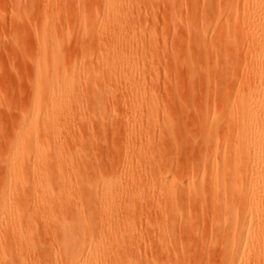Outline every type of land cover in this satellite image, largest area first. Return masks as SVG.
Returning <instances> with one entry per match:
<instances>
[{
	"label": "rangeland",
	"instance_id": "rangeland-1",
	"mask_svg": "<svg viewBox=\"0 0 264 264\" xmlns=\"http://www.w3.org/2000/svg\"><path fill=\"white\" fill-rule=\"evenodd\" d=\"M257 12L255 0H0V263L61 264L75 229L79 244L107 239L116 262L128 249L136 256L120 255L123 263L231 264L224 228L250 202L237 196L250 178L228 175L238 145L251 146L243 130L249 100L264 104ZM113 55L120 74L101 67ZM117 186V204L100 198ZM22 232L27 247L11 241Z\"/></svg>",
	"mask_w": 264,
	"mask_h": 264
},
{
	"label": "bare ground",
	"instance_id": "bare-ground-1",
	"mask_svg": "<svg viewBox=\"0 0 264 264\" xmlns=\"http://www.w3.org/2000/svg\"><path fill=\"white\" fill-rule=\"evenodd\" d=\"M255 2L257 3V5H258V12H257V15H258V21L259 22H263V28L261 29L262 30V39L264 40V0H255ZM187 6V5H186ZM119 9H120V7H118ZM115 8H113V10H110L111 11V14H116L114 11L116 10H114ZM110 11H109V13H110ZM114 12V13H113ZM121 11H119V16H120V13ZM108 13V14H109ZM110 14V15H111ZM115 16V15H114ZM36 23V22H35ZM39 23H42V26H43V22L41 21H39L38 22V24ZM34 26L36 25V27H34V28H36L37 29V24H33ZM40 26V27H39ZM38 26V28H40V30H42L41 29V25H39ZM33 27V26H32ZM117 28L115 29L116 31L118 30V31H120V29H119V26H116ZM33 28V29H34ZM45 29L47 30L48 28L47 27H45ZM35 30V29H34ZM33 30V31H34ZM43 30H44V26H43ZM32 31V32H33ZM31 32V34H33ZM39 32H41V31H39ZM34 33H36V32H34ZM114 34H116V35H113V36H115L116 38L114 39V43L112 42L113 40L111 39L112 38V36H111V40L112 41H110V42H112L113 43V46H114V48L112 49V50H115L116 51V53H114V51H113V53H114V55L115 54H117L118 52V43L120 42L121 43V41H119V39L120 40H122V35H120L121 36V38H119L118 39V37H120V36H118L117 35V32L116 33H114ZM118 34H119V32H118ZM120 34H121V31H120ZM39 35V34H38ZM41 35H43V33L42 34H40V36ZM53 35H55V36H57L56 34H53ZM34 36H36V34H34ZM39 36V37H40ZM41 38V37H40ZM114 38V37H113ZM31 39H33V37L31 38ZM55 39V38H54ZM57 39V38H56ZM35 42H36V40H35ZM49 42V41H48ZM48 42L45 44V42L43 43L44 45H43V47H42V45H41V48L40 49H46L49 45H50V42H49V45H48ZM37 43H38V41H37ZM111 45V44H110ZM115 46H117V48L115 47ZM116 48V49H115ZM42 49V51H44ZM114 55L113 56H109L110 58H109V61H108V63H107V61H105V63H106V65H105V63H104V65L102 64V62H104L103 60H105V59H103V60H101L102 62H101V64H102V68H103V66L104 67H106V66H110V67H112V65H113V68L115 67V69H116V65L114 66V64L115 63H118V65H119V61H121V60H118V59H115L114 58ZM107 60V59H106ZM55 61H53V63L51 64V62H49L48 64H49V66H48V68L49 69H51V68H55L56 67V62L54 63ZM99 62V61H98ZM97 62V63H98ZM100 63V62H99ZM99 63H98V65H99ZM43 64H44V62H43ZM108 64V65H107ZM122 64V63H121ZM120 64V65H121ZM41 66H43L42 64H40ZM51 65V66H50ZM46 67L45 68H47V65H45ZM55 66V67H54ZM121 66H118V70L117 71H119L118 73L120 74V70H122L123 69V67H121ZM38 68H40V67H38ZM108 68V67H107ZM112 68V69H113ZM36 69V68H35ZM56 70V69H55ZM116 70H114L115 72H116ZM44 72V71H43ZM41 73V72H40ZM117 72H116V74H118ZM44 74V73H43ZM38 75H40L39 74V70H38ZM42 75V74H41ZM40 75V76H41ZM47 75V74H46ZM50 75V74H49ZM52 75V74H51ZM54 75V74H53ZM56 75V74H55ZM36 76H37V74H36ZM52 77V76H51ZM110 78V77H109ZM111 79H114V78H111ZM110 81V80H109ZM108 81H106V83H107ZM117 82V81H116ZM115 82V83H116ZM119 82V81H118ZM112 83L111 85L108 83V85H109V87H111L112 88V90H111V92H113V90L114 89H116L115 88V85L116 86H118L117 84L118 83ZM52 84V83H51ZM115 84V85H114ZM103 85H105V87L107 86V88H104V86H102V88H104L105 90V92H106V89L108 90V85H106V84H103ZM113 85V86H112ZM52 86V85H51ZM119 86H120V84H119ZM114 88V89H113ZM117 88H119V87H117ZM88 90V89H87ZM99 90V89H98ZM109 90V91H110ZM94 92H96L97 93V91H95V90H93ZM48 92V91H47ZM80 92V91H79ZM79 92H77L78 94H79ZM85 92H87V91H85ZM101 93H102V89H101V91H100ZM111 92H109V94L111 93ZM39 93V92H38ZM37 93V94H38ZM76 93V92H75ZM89 93L92 95V97H96V95H95V93H93L94 94V96H93V94H92V90H91V92L89 91ZM99 93V92H98ZM106 93H108V92H106ZM43 95H41V93H40V96L41 97H43V96H45L44 94V92L42 93ZM47 94V93H46ZM49 94V93H48ZM81 94V93H80ZM87 94H88V92H87ZM69 95V93H65L64 95H61V96H55V95H50L51 97H71V95L70 96H68ZM84 95V94H83ZM83 95H82V97H83ZM99 95H100V93H99ZM74 96V95H73ZM81 96V95H80ZM87 96V95H86ZM88 96H89V94H88ZM105 96H108V94L106 95L105 94ZM37 97V96H36ZM38 97H39V95H38ZM47 97H48V95H47ZM75 97H76V95H75ZM77 97H79V95H77ZM84 97H85V95H84ZM99 97H102V96H99ZM118 97V96H117ZM259 98L260 97H254V99H256L255 101H253V99H251L250 97H248V99H251V100H249V102H248V104H247V108H246V110H245V113H244V125H243V123H242V125L244 126V131H246L245 133H246V139H245V141H247V142H250L251 143V146H250V148L247 150V151H249V157H246L245 155H246V152L247 151H245L244 149L245 148H243V144L241 143V144H239L238 145V147H237V151H236V154H237V156H238V164L236 165V166H233L232 168H231V170L229 171V177H232V175H234V176H238V174H240V173H242L241 175H243V177L244 176H246V177H248V179L249 180H246L247 182H245V185H244V188L242 189V190H240V191H238V193H237V191H235L236 193H237V196L238 195H244V197H246V199L248 198L249 200H250V202H248V204L246 203V207H245V209H242L243 211L240 213V212H238V211H236L237 210V208H236V210H234V211H232L233 212V214L232 215H229L228 216V218L230 219V221H228L227 223H226V225H225V228H224V230H226V233L225 234H230V236H231V238L229 237V239H228V251L226 250V252L228 253V258H230V260H231V264H242L243 262H244V260L246 259V256H250V255H252V256H250L251 258H253L252 259V261H251V259L249 260V262L247 263V264H264V259H263V254H264V132H262L261 130V128H263L264 129V104H260V103H257V101L259 100ZM264 131V130H263ZM244 141V142H245ZM98 162V161H97ZM209 169V168H208ZM214 169V168H213ZM212 170V169H211ZM215 170V169H214ZM226 174V173H225ZM209 175V174H208ZM231 175V176H230ZM213 176H214V174H213ZM221 176H223V175H221ZM120 177V176H119ZM216 177V176H215ZM122 178V177H121ZM219 179V178H218ZM120 180V179H119ZM123 180V179H122ZM245 180V179H244ZM79 182V181H78ZM51 183V182H50ZM120 183H122V182H120ZM107 183L106 182H103V186H105ZM123 184V183H122ZM121 184V185H122ZM49 186V185H48ZM102 187V186H101ZM104 188V187H103ZM118 188H119V186H117V189H111V188H108V189H103L102 191H103V195H102V197H100V195H99V197L100 198H107V199H111L112 200V202H114L115 203V201H113V199H116V198H114L112 195L114 194V196H115V194L118 192L117 190H118ZM27 189V188H26ZM120 189V188H119ZM46 190V189H45ZM17 191V190H16ZM149 191V190H148ZM20 192V191H19ZM46 192V191H45ZM99 191H97V193H98ZM116 192V193H115ZM143 192V191H142ZM96 193V194H97ZM99 193H101L102 194V192H99ZM120 193V192H119ZM139 193V192H138ZM141 193V192H140ZM235 193V194H236ZM9 194H10V192H9ZM90 194V193H89ZM94 194V193H93ZM19 195V194H18ZM95 195V194H94ZM98 195V194H97ZM110 195H111V197H110ZM137 195V194H136ZM146 195V194H145ZM149 195V194H148ZM51 196V195H50ZM57 196V195H56ZM56 196H54V198L56 197ZM62 196V195H61ZM60 196V194H59V198H63V197H61ZM64 196V195H63ZM83 196V195H82ZM82 196H81V198H82ZM187 196V195H186ZM240 196H238V197H240ZM93 197H95V196H93ZM93 197H91V198H93ZM112 197H113V199H112ZM115 197H117V196H115ZM144 197V196H143ZM146 197V196H145ZM149 197V196H148ZM243 197V196H242ZM52 198V197H51ZM57 198V197H56ZM55 198V199H56ZM98 198V197H97ZM172 198V197H171ZM174 198V197H173ZM196 198V197H195ZM58 199V198H57ZM64 199V198H63ZM117 199H118V197H117ZM120 199V198H119ZM144 199V198H143ZM185 199V198H184ZM247 199V200H248ZM60 200V199H59ZM59 200H57V201H59ZM80 200H82V199H80ZM84 200H88V198L86 199V196H85V199ZM90 200H92V199H90ZM102 200V199H101ZM111 200H110V205L112 204L111 203ZM253 200L255 201V202H258V201H261V205H260V209L257 211V205L254 207L253 205L251 206V204H252V202H253ZM63 201V200H62ZM85 201V203H87ZM104 201H106V200H104ZM103 201V202H104ZM119 202H120V200H118ZM170 201V200H169ZM203 201V200H202ZM243 201H246V200H243ZM82 202V201H81ZM98 202V201H97ZM102 202V201H101ZM100 201H99V203H101ZM102 202V203H103ZM117 202V201H116ZM174 202V201H173ZM84 203V202H83ZM89 204L91 203V202H88ZM87 203V204H88ZM106 203V202H105ZM166 203V202H165ZM205 203V202H204ZM245 203V202H244ZM58 204V203H57ZM108 204V202L106 203V205ZM115 204H117V203H115ZM115 204H113V206L115 205ZM152 204V203H151ZM172 202H170V204H168L169 206H166L165 204V206H166V208H160L159 209V220L160 219H164V222L166 223L168 220H169V213L171 212V206H172ZM195 204V203H194ZM200 204V203H199ZM6 205V204H5ZM110 205H109V207H110ZM177 205V204H176ZM216 205V204H215ZM248 205V206H247ZM120 206L121 205H119V207L118 206H116L117 208H120ZM124 206V205H123ZM214 207V206H213ZM5 208H8L7 206L5 207ZM123 208H125V207H123ZM176 208V207H175ZM107 209H108V207H107ZM111 209V208H110ZM113 209V208H112ZM198 209H199V207H198ZM216 209H218V208H216ZM241 209V208H240ZM5 210V209H4ZM114 210V209H113ZM116 210V209H115ZM115 210H114V212H115ZM157 210V209H156ZM107 211V210H106ZM122 211V210H121ZM131 211V210H130ZM108 212H110L109 210H108ZM120 212V211H119ZM118 212V213H119ZM117 213V212H116ZM6 214V213H5ZM115 214V213H114ZM215 214V213H214ZM40 215H41V213H40ZM42 215H44V217H46V213L45 214H43L42 213ZM48 215H49V213H48ZM106 215H108L107 214V212H106ZM110 215V214H109ZM157 215V214H156ZM222 215V214H221ZM224 215V214H223ZM227 215V214H226ZM100 216V215H99ZM216 216H217V214H216ZM215 216V217H216ZM4 217V216H3ZM6 217V216H5ZM85 217V216H84ZM101 217V216H100ZM109 217V218H108ZM107 217V220L106 221H111L110 220V217H112V216H108ZM218 218H219V214H218V216H217ZM217 217H216V220H217ZM106 218V217H105ZM113 218H114V216H113ZM156 218V217H155ZM213 218V217H212ZM220 218H221V216H220ZM41 219V218H40ZM40 219H38V220H40ZM52 219V218H51ZM85 219V218H84ZM88 219V218H87ZM90 219V218H89ZM96 219V218H95ZM100 219H103L104 220V218H100ZM112 219V218H111ZM173 219V218H172ZM222 219V218H221ZM42 220V219H41ZM40 220V221H41ZM46 220V219H45ZM54 220V219H53ZM94 220V219H93ZM97 220H98V218H97ZM156 220V219H155ZM167 220V221H166ZM213 220H215V219H213ZM227 220V219H226ZM173 221V220H172ZM218 222H219V219L217 220ZM158 222V221H157ZM211 222V221H210ZM220 222H222L221 220H220ZM160 223H161V220H160ZM217 223V222H216ZM2 224V223H1ZM171 224V223H170ZM191 224V223H190ZM1 226V225H0ZM164 226V225H163ZM167 226H169V224H167ZM167 226H165L162 230H161V234H162V236H163V231H166V233H168V228L169 227H167ZM2 227V226H1ZM67 227V226H66ZM160 227V226H159ZM69 227H67L66 228V232L68 233H66V232H64V234H66L65 235V237L66 238H68L67 237V235L69 236H71V234H73L71 237L72 238H74L75 239V243L73 242V244H75V245H72V243H70L69 241V243L68 244H66L67 246H66V249L64 250V252L63 253H65V251L67 252L66 254H67V256H69V257H66L65 255L66 254H63L64 256H65V259L64 260H62V263L64 262V261H66V260H70V262H65V264L67 263V264H109L110 262H112V261H115V264L117 263V262H121L122 264H124L125 263V261H124V263H123V260H124V258H130V261H131V259H134V258H131L130 256H128L129 255V253L131 252L130 250V252H128V249H127V252L125 251L124 253L123 252H120L119 254L117 253L116 254V257L118 258V261L116 262V259H115V255L113 254V253H116L115 251H113V253L111 252V253H109V251H107L109 248H108V245H106V244H108V243H104V242H106L107 241V239H106V241L104 240V239H102V240H104V242H101V246H98L97 247V245H96V243H94L93 241H88V242H81V244H79L78 242H79V240L82 238V237H80V235H79V233H76V236H74V231H75V229H73V231L71 232V234H69V232L72 230V229H68ZM68 229V230H67ZM160 229V228H159ZM219 229V228H218ZM10 230V229H9ZM62 230V229H61ZM142 230V229H141ZM223 230V229H222ZM11 231V230H10ZM160 231V230H159ZM100 232V231H99ZM102 232H103V234H104V229L102 230ZM156 232H157V230H156ZM231 232H233V234L231 233ZM28 233V232H27ZM61 233V232H60ZM111 233H113V232H111ZM124 233V232H123ZM122 233V234H123ZM54 234H56V233H54ZM54 234H53V236H54ZM59 234V233H58ZM90 234V233H89ZM96 234V233H95ZM106 234V233H105ZM145 234V233H144ZM159 234V233H158ZM12 235V234H11ZM13 235H14V231H13ZM85 235V234H84ZM97 235V234H96ZM96 235H94V236H96ZM99 235H102V234H98V239H99ZM114 235V234H113ZM120 235V234H119ZM218 235H221V234H218ZM9 236V235H8ZM26 236H28V234H26L25 235V232H22V233H20V234H15V236L13 237H11L10 236V238H14L13 240H11V241H13L14 243L15 242H17V241H19V243H20V241L26 246L27 244H28V242H29V240H30V237L28 236V237H26ZM32 236V235H31ZM52 236V237H53ZM61 235L59 234V237H60ZM86 236V235H85ZM104 235H102L101 237L102 238H104L103 237ZM106 236H107V234H106ZM109 236H111V235H109ZM164 236H165V233H164ZM164 236L162 237V239H164ZM167 236V235H166ZM165 236V237H166ZM49 237V236H48ZM55 238H56V236H54ZM53 237V238H54ZM64 237V238H65ZM70 237V238H71ZM87 237V236H86ZM96 237V238H97ZM100 237V238H101ZM114 237V236H113ZM115 237H116V235H115ZM120 237V236H119ZM161 237V236H160ZM169 236H167L166 237V239L168 238ZM210 237V236H209ZM29 238V239H28ZM61 238V237H60ZM80 238V239H79ZM105 238H108V237H105ZM222 238V237H221ZM221 238H218L219 240L221 239ZM226 238V237H225ZM224 238V239H225ZM7 239H8V237H7ZM18 239V240H17ZM27 239H28V242H27ZM51 239V238H50ZM59 239V238H58ZM73 239V240H74ZM97 239V240H98ZM117 239V238H116ZM217 239V240H218ZM9 240V239H8ZM9 240V241H10ZM17 240V241H16ZM57 240V239H56ZM63 240V239H62ZM66 240V239H65ZM72 240V239H71ZM84 240V239H83ZM101 240V239H100ZM101 240V241H102ZM113 240V239H112ZM112 240H110V241H112ZM139 240V239H138ZM227 240V239H226ZM33 241H34V239H33ZM32 241V242H33ZM36 242H37V240H35ZM55 241V240H54ZM116 241V240H115ZM31 242V243H32ZM36 242H35V244H36ZM40 242V241H39ZM50 242V241H49ZM59 241L57 240L56 241V243H58ZM62 242V244H63V241H61ZM98 242H99V240H98ZM117 242V241H116ZM12 243V242H11ZM18 243V242H17ZM18 243V244H19ZM27 243V244H26ZM47 243V242H46ZM83 243V244H82ZM199 243V242H198ZM9 244H10V242H9ZM37 244H38V242H37ZM61 244V245H62ZM110 244H111V242H110ZM109 244V245H110ZM112 244H114V241L112 242ZM111 244V245H112ZM223 244H225V243H223ZM19 245H21V243L19 244ZM29 245H30V243H29ZM54 245V244H53ZM60 245V247L62 248V246ZM81 245V246H80ZM103 245H105L106 246V251H105V249H104V247L105 246H103ZM110 245V246H111ZM162 245V244H161ZM160 245V246H161ZM12 246V245H11ZM21 246H23V245H21ZM28 246V245H27ZM26 246V247H27ZM48 246V245H47ZM59 246V245H58ZM58 246L56 245V247L58 248ZM65 246V245H64ZM163 246V245H162ZM161 246V248H163V251L164 252H167L168 251V246H167V243H164V247H162ZM16 247H17V245H16ZM32 247V246H31ZM49 247V246H48ZM47 247V248H48ZM54 247V246H53ZM57 248H56V250H57ZM108 248V249H107ZM54 249V248H53ZM224 249V248H223ZM162 250V249H161ZM225 250V249H224ZM49 251H50V249H49ZM133 252H134V250H132ZM136 251V250H135ZM223 251V250H222ZM55 252V251H54ZM133 252H131V254H133ZM138 252H140V251H138ZM52 253V252H51ZM59 253V252H58ZM106 253H109V255L111 254V258L113 259V257H112V255L114 256V259L115 260H112L111 258L109 259V257L107 256V254ZM123 253V254H122ZM127 253H128V255H127ZM227 253H226V256H227ZM130 254V255H131ZM139 254V253H138ZM137 254V255H138ZM206 254V253H205ZM63 255H62V259L64 258L63 257ZM120 255H125L124 256V258L122 257V259H121V257H119ZM146 255H147V253H146ZM231 255V256H230ZM49 256H50V253H49ZM132 256V255H131ZM134 256H136V252H134ZM139 256V255H138ZM135 257L136 258V262L139 260L140 261V256L139 257ZM183 256V255H182ZM53 257H55V255H53ZM59 257H60V255H59ZM58 257V258H59ZM19 258V257H18ZM21 258V257H20ZM19 258V259H20ZM52 258V257H51ZM137 258H139V259H137ZM147 258V257H146ZM178 258V257H177ZM228 258H226V259H228ZM23 259V258H22ZM18 260L17 259V261L16 262H12V264H29V262L26 260V262H25V260ZM119 259H120V261H119ZM249 259V258H248ZM15 260V259H14ZM44 260V259H43ZM52 260H53V258H52ZM60 260V258L58 259V261ZM126 260V259H125ZM129 260V259H128ZM148 260V259H147ZM147 260H146V264H150L149 262L150 261H148V263H147ZM153 260V259H152ZM55 261V260H54ZM95 263H94V262ZM134 261V260H133ZM166 261V260H165ZM10 262V263H11ZM37 262V261H36ZM45 261H43V263H44ZM47 262V261H46ZM49 262V261H48ZM51 262V261H50ZM55 262H57V261H55ZM54 262V264H56ZM61 262V260L58 262V263H60ZM136 262H134V263H136ZM155 262H158V261H155ZM153 263V264H156V263ZM163 262V261H162ZM7 263V262H6ZM34 264H36L35 262H33ZM33 263H31L30 262V264H33ZM41 263H42V261H41ZM40 263V264H41ZM61 263V264H62ZM131 263V262H130ZM129 263V261H127L126 260V263L125 264H130ZM142 263H143V261H142ZM0 264H5V263H0ZM8 264V263H7ZM46 264V263H45ZM47 264H49V263H47ZM64 264V263H63ZM111 264V263H110ZM113 264V263H112ZM118 264V263H117ZM120 264V263H119ZM133 264V263H132ZM137 264V263H136ZM226 264V263H225ZM228 264H230L229 263V261H228Z\"/></svg>",
	"mask_w": 264,
	"mask_h": 264
}]
</instances>
